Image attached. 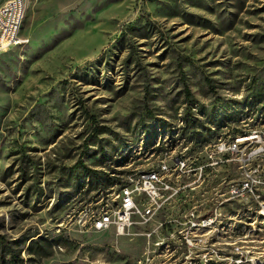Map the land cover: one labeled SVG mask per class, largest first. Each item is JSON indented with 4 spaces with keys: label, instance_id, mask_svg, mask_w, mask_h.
Listing matches in <instances>:
<instances>
[{
    "label": "rangeland",
    "instance_id": "rangeland-1",
    "mask_svg": "<svg viewBox=\"0 0 264 264\" xmlns=\"http://www.w3.org/2000/svg\"><path fill=\"white\" fill-rule=\"evenodd\" d=\"M20 38L0 55V264H264V0H28ZM124 189L125 234L91 231Z\"/></svg>",
    "mask_w": 264,
    "mask_h": 264
},
{
    "label": "built area",
    "instance_id": "built-area-1",
    "mask_svg": "<svg viewBox=\"0 0 264 264\" xmlns=\"http://www.w3.org/2000/svg\"><path fill=\"white\" fill-rule=\"evenodd\" d=\"M27 9L28 0H0V55L26 42L20 38V34ZM158 184H163L161 177L154 172H149L142 175L135 190L140 196L147 194L148 200L155 205L160 198ZM131 193L129 189H124L122 194H118L117 198L122 200L120 207L119 205L111 206L109 202H106L104 207L97 209L96 214L86 215V222L90 224L89 229L94 232H103L114 225L119 235L125 234L132 209L135 208ZM112 201L115 202L117 199Z\"/></svg>",
    "mask_w": 264,
    "mask_h": 264
},
{
    "label": "trees",
    "instance_id": "trees-1",
    "mask_svg": "<svg viewBox=\"0 0 264 264\" xmlns=\"http://www.w3.org/2000/svg\"><path fill=\"white\" fill-rule=\"evenodd\" d=\"M78 163L82 165V161H79ZM29 248H30L29 250H30V252H32V254L37 255L41 259L50 257L53 254V251H52L53 244L52 243L33 242L30 244ZM19 261H20V258L17 259L16 255L12 253L11 262L13 264H16Z\"/></svg>",
    "mask_w": 264,
    "mask_h": 264
}]
</instances>
